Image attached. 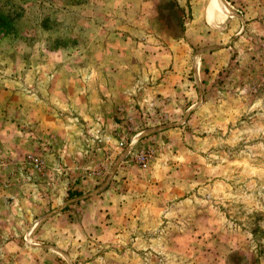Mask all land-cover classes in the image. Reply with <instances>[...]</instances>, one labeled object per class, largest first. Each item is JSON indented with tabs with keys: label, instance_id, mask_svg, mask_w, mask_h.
<instances>
[{
	"label": "rangeland",
	"instance_id": "1",
	"mask_svg": "<svg viewBox=\"0 0 264 264\" xmlns=\"http://www.w3.org/2000/svg\"><path fill=\"white\" fill-rule=\"evenodd\" d=\"M210 2L0 0V264H264V0Z\"/></svg>",
	"mask_w": 264,
	"mask_h": 264
},
{
	"label": "bare ground",
	"instance_id": "2",
	"mask_svg": "<svg viewBox=\"0 0 264 264\" xmlns=\"http://www.w3.org/2000/svg\"><path fill=\"white\" fill-rule=\"evenodd\" d=\"M221 12L222 11H221V5L219 3V0H211L210 4L208 6V9H207L208 20L210 22L220 20V17L223 16V15H221ZM214 25H215V23H214Z\"/></svg>",
	"mask_w": 264,
	"mask_h": 264
},
{
	"label": "built area",
	"instance_id": "3",
	"mask_svg": "<svg viewBox=\"0 0 264 264\" xmlns=\"http://www.w3.org/2000/svg\"><path fill=\"white\" fill-rule=\"evenodd\" d=\"M147 161H148V157L144 154L141 155V158H140V163H142V165L144 167L147 166ZM39 161L38 160H35V166H39Z\"/></svg>",
	"mask_w": 264,
	"mask_h": 264
}]
</instances>
